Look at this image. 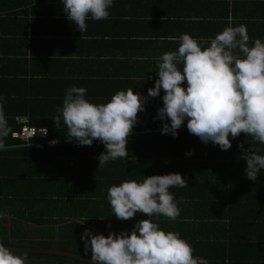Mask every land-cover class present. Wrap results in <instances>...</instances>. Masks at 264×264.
<instances>
[{
  "label": "trees",
  "instance_id": "1",
  "mask_svg": "<svg viewBox=\"0 0 264 264\" xmlns=\"http://www.w3.org/2000/svg\"><path fill=\"white\" fill-rule=\"evenodd\" d=\"M55 1L60 0L33 3L38 6ZM31 6L32 0H0V104L13 133L22 127L17 118H26L29 126L46 127L49 135L33 138L29 143L13 138L12 134L5 140L8 150H0V209L12 208L20 221L37 225L41 229L39 237L44 240L25 243L0 221V243L9 247L60 249L91 258V252L85 254L83 241L79 242L75 234L83 227L82 223L91 226L94 234L107 236L106 233L113 231L104 220L105 213L99 212L110 205L105 200L110 186L131 180L142 182L151 175L179 173L187 180L188 187H173L169 191L177 201L183 198L187 203L179 204L181 212L175 222L153 217L154 222L166 232L179 233L191 246L198 264H264V169L256 181L248 180L244 175L246 161L238 147L241 142L245 148L250 147L251 137L241 134L230 139L232 147L222 151L194 135L167 136L161 133L159 123L158 126L147 121L151 116L149 104L138 113V123L127 145L130 155H136L138 161L128 163L122 158L114 165L110 161L98 168L97 157L105 151L104 145L99 141L91 146L69 142L63 120L59 128L52 120L56 109L62 107L65 90L84 87L86 99L101 104L110 101L117 91L131 88L140 92L141 89L132 81L108 80L102 75L77 79L72 74L58 73L56 68L63 65L55 60L40 62L38 67L45 66L46 72L30 70V62L21 59L23 54L14 47V37L17 31H22L18 17L22 13L29 15L26 7ZM167 8L181 11L169 13L173 17L170 21L177 18L175 23L183 29L190 26L188 1L180 0L176 8L173 3H167ZM41 10L37 7L31 14L51 17L58 12L50 8H46L47 13ZM37 64L35 61L34 65ZM53 139L59 142L50 145ZM185 140L189 143H183ZM253 146L259 149V154H264V145ZM189 152L193 154L186 155ZM108 215L117 234L122 230L130 233L137 221L148 219L137 213L134 218L121 221L112 214V209ZM13 254H26V264H88L56 255Z\"/></svg>",
  "mask_w": 264,
  "mask_h": 264
},
{
  "label": "clouds",
  "instance_id": "2",
  "mask_svg": "<svg viewBox=\"0 0 264 264\" xmlns=\"http://www.w3.org/2000/svg\"><path fill=\"white\" fill-rule=\"evenodd\" d=\"M60 3L67 19L80 33L87 31L89 18L107 20L113 6V0ZM175 39L179 41L177 50L155 58L157 79L147 96L129 88L117 91L106 103L95 104L86 99V88L70 87L65 90L62 107L56 109L52 118L55 127L59 128L63 120L66 140L80 146H91L94 141L102 143L105 151L97 157L98 168H102L110 161L127 159V145L138 123V113L145 111L149 97H158L163 91V106L156 117L165 121L162 134L177 137L187 120L190 134L227 151L232 147L229 137L236 139L243 133L252 141L248 148L243 142L238 144L241 158L246 161L244 175L256 181L264 169V154L253 146L264 145V41L257 38L250 45L247 26H233L231 17L228 26L214 37L198 40L185 33ZM47 133L46 127L35 128L33 137H46ZM10 134L15 136L0 104V150H8L5 140ZM58 142L53 139L49 144ZM173 187H188L187 180L179 173H170L110 186L106 199L118 220L127 221L137 213L148 219L137 221L130 233L122 230L105 236L85 228L81 239L85 254L91 252V264H198L191 246L179 233L166 232L153 220L164 217L175 222L180 216L179 204L187 201H177L169 191ZM26 261V254L14 255L0 243V264Z\"/></svg>",
  "mask_w": 264,
  "mask_h": 264
},
{
  "label": "crops",
  "instance_id": "3",
  "mask_svg": "<svg viewBox=\"0 0 264 264\" xmlns=\"http://www.w3.org/2000/svg\"><path fill=\"white\" fill-rule=\"evenodd\" d=\"M179 1L113 0L109 18L100 21L89 18L86 21L87 31L80 33L67 19L60 1L37 6L32 0V6L26 7L29 9V15L22 13L18 17L21 20L22 31L15 34L14 47L21 55L23 54L21 59L30 62L32 68L29 69L33 72H46L45 66L38 67L40 62L55 60L63 65L56 68L58 73L72 74L77 79L81 76L87 78L88 75H102L108 80L132 81L138 84L137 88L140 87L141 91L138 93L147 96L148 89L154 87L157 79L155 58L165 52L177 50L179 41L175 38L181 34H190L198 40L214 37L228 26L231 17L233 26L240 24L247 26L250 45L257 38L264 41V0H183L188 1L191 8L190 26L185 29L181 24L175 23L179 19L174 18L170 21L173 17H169V13L178 14L181 11L167 8V3H173L176 8ZM37 7L42 8L41 11L44 13L49 11L46 8L58 12H54V16L51 17L33 16L32 10L35 11ZM35 61H38L37 65H34ZM184 86L186 87V84ZM163 94L161 91L160 96L151 97L150 102L145 105L147 107L150 104L148 109L151 116L147 121L155 125L159 123L161 128L165 121L156 117L158 109L163 106ZM148 127L145 129L148 130ZM180 134H190L187 130V120L178 130L176 138ZM229 139H232L231 136ZM183 143L189 142L185 140ZM207 144L214 146L211 142ZM128 152V158L125 159L128 163L138 161L136 155L131 156L130 151ZM116 162L111 161L110 164L114 165ZM105 200L109 205L107 199ZM99 212L105 213L104 220L107 225H111L110 229L114 232V227L112 228L114 224L109 215L106 217V214L111 213V206H106V210L102 208ZM0 221L9 227L16 237L24 239L25 243H41L44 240L39 237L41 229L37 225L20 221L15 217L12 208L8 207L7 211L0 209ZM82 226L75 234L79 242L82 240L84 227L91 228L85 224Z\"/></svg>",
  "mask_w": 264,
  "mask_h": 264
},
{
  "label": "water",
  "instance_id": "4",
  "mask_svg": "<svg viewBox=\"0 0 264 264\" xmlns=\"http://www.w3.org/2000/svg\"><path fill=\"white\" fill-rule=\"evenodd\" d=\"M8 247L12 250L13 253H34V254H47V255H56L62 257H68L72 259H76L88 264H91V258L87 256H83L80 254H76L69 251H64L60 249H50V248H37V247Z\"/></svg>",
  "mask_w": 264,
  "mask_h": 264
},
{
  "label": "built area",
  "instance_id": "5",
  "mask_svg": "<svg viewBox=\"0 0 264 264\" xmlns=\"http://www.w3.org/2000/svg\"><path fill=\"white\" fill-rule=\"evenodd\" d=\"M17 121L22 124V127H21L20 131L14 132L15 133V136H13V138H15V139H21V140L29 143L31 139L37 138V137L40 136V135L37 134V135H35L33 137V130L36 127L29 126L28 125V120L26 118L25 119H23V118H17ZM36 129H39V128H36ZM48 135H49V132L47 133V136L46 137L45 136H41V137L47 138Z\"/></svg>",
  "mask_w": 264,
  "mask_h": 264
}]
</instances>
